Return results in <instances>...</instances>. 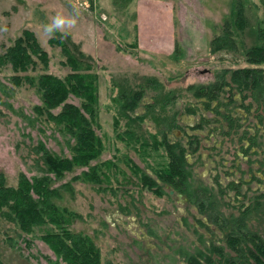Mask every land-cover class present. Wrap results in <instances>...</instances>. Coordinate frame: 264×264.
<instances>
[{
    "label": "rangeland",
    "instance_id": "rangeland-1",
    "mask_svg": "<svg viewBox=\"0 0 264 264\" xmlns=\"http://www.w3.org/2000/svg\"><path fill=\"white\" fill-rule=\"evenodd\" d=\"M233 8H243L242 30ZM58 13L76 18L66 37L44 31ZM226 21H232L238 48L212 52ZM26 29L49 62L38 60L36 69L20 75L66 77L72 67L64 47L88 62L79 70L97 78L94 127L102 151L89 167L74 166L60 177L45 172L37 148L72 157L75 141L37 110L43 99L36 85L15 84V71L0 67V174L6 183L18 186L22 174H49L59 190L54 200L72 215L67 228L89 236L103 264H189L188 255L212 245L238 263L248 258L246 264H259L252 241L242 251L227 243V235L239 230L236 222L246 212L241 232L264 240V104L249 108L253 98L236 89L209 102L188 88L222 75L231 79L247 67L263 69L264 77V64L246 59L249 49L264 45V0H0V54ZM139 91L143 98L132 104L129 98ZM68 101L82 104L74 95ZM178 142L186 148L191 191L164 180L172 171L169 145ZM90 167L98 169L96 178L88 176ZM62 231L47 224L25 234L0 212V261L56 264L60 259L43 235Z\"/></svg>",
    "mask_w": 264,
    "mask_h": 264
},
{
    "label": "trees",
    "instance_id": "trees-1",
    "mask_svg": "<svg viewBox=\"0 0 264 264\" xmlns=\"http://www.w3.org/2000/svg\"><path fill=\"white\" fill-rule=\"evenodd\" d=\"M235 13V23L240 30L244 29L246 21L244 19L243 8L238 11L233 8ZM235 30L232 29V21H226L221 35L216 36L212 41V52L227 48L237 49L238 42L234 36ZM51 41H54L52 39ZM67 56V62L72 70L66 77H60L52 73H41L37 78L30 75H20L19 72H28L30 69H36L38 60L48 65L49 55L42 48L35 33L26 29L24 35L19 37L14 45L0 54V67L10 66L15 75L12 77L15 84H22L23 80L31 81L36 85L43 99V105L37 110L41 114L51 117V120L62 125L64 131L74 139V154L72 157L58 156L47 150L43 144L38 147V152L43 153L45 172L60 177L65 171L72 170L74 166H90V161L97 157L102 151V141L94 127L97 122V85L96 76L89 72L79 70L85 62L82 59L75 58L63 48ZM246 59L249 64H264V45L253 46L246 53ZM83 62V63H82ZM80 65V66H79ZM89 66V64L87 65ZM263 69L260 68H241L234 70L231 79L222 75L220 80L208 85H191L188 90L193 91L196 97L207 99L209 102H221L223 93H231L234 89L244 94V98L251 96L253 102L248 106H255L257 103L260 108L264 104V77ZM229 88V89H227ZM246 93V94H245ZM71 95L82 100L81 105L69 102ZM143 98V92H137L131 96L130 102L135 104L138 98ZM61 108L57 114L51 112L52 109ZM252 108V107H251ZM228 120L236 121L231 114H224ZM259 118L264 122V115L259 114ZM254 145L257 139L253 138ZM169 152L172 159L171 173L164 180L177 189L191 191V186L187 183L191 172L187 170L186 148L180 142L169 145ZM89 177L98 176V169L90 167ZM87 174V173H86ZM53 178L49 174L44 176H35L32 179L26 175H21L18 186L8 185L5 176L0 174V212L2 216L16 223L25 234L34 232L37 226L47 224L56 225L62 228V233L52 232L43 235V240L49 244L51 249L57 254L56 264H103L100 248L89 237L82 234H76L66 226L72 215L66 208H61L54 196L59 194L58 189L51 187L50 182ZM235 188H239L237 183ZM194 194L201 190H194ZM59 196V195H58ZM202 208H206V203H201ZM246 212L243 217L236 222L239 230L231 231L227 235V243L232 248H240L244 251L243 245L252 241L256 249L251 251L259 264H264V240L260 239L252 232H241L240 229L246 228ZM239 224V225H238ZM64 225V227H63ZM240 231L238 236L235 232ZM249 236V237H248ZM28 239V238H26ZM222 246L212 245L207 250H199L195 254L187 257L189 264H246L247 260L238 263L233 258L224 255ZM221 256V258H220ZM0 264H5L0 261Z\"/></svg>",
    "mask_w": 264,
    "mask_h": 264
},
{
    "label": "clouds",
    "instance_id": "clouds-1",
    "mask_svg": "<svg viewBox=\"0 0 264 264\" xmlns=\"http://www.w3.org/2000/svg\"><path fill=\"white\" fill-rule=\"evenodd\" d=\"M75 23V16L67 17L58 13L55 17H53L51 23L44 26V31L50 37L57 31H61L63 33V36L66 37L68 35V32L65 31V29L74 26Z\"/></svg>",
    "mask_w": 264,
    "mask_h": 264
},
{
    "label": "crops",
    "instance_id": "crops-1",
    "mask_svg": "<svg viewBox=\"0 0 264 264\" xmlns=\"http://www.w3.org/2000/svg\"><path fill=\"white\" fill-rule=\"evenodd\" d=\"M258 132H259V131H258ZM262 133H263V131H262V132L260 131L258 134L260 135V134H262ZM258 134H257V136H258ZM193 135H194V134H193ZM253 136H254V138L257 139V136H256L255 133L253 134ZM249 143H250V142H249ZM249 143H248V141H246V144H244V145H245V147H244V148H245V149H244L245 151H248L246 145H249ZM260 145H261V144H259V146H260ZM254 147L259 148V147H257L256 145H254ZM254 147H253V148H254Z\"/></svg>",
    "mask_w": 264,
    "mask_h": 264
},
{
    "label": "water",
    "instance_id": "water-1",
    "mask_svg": "<svg viewBox=\"0 0 264 264\" xmlns=\"http://www.w3.org/2000/svg\"><path fill=\"white\" fill-rule=\"evenodd\" d=\"M171 194H174V190L171 189ZM180 197H182V194L177 193Z\"/></svg>",
    "mask_w": 264,
    "mask_h": 264
}]
</instances>
